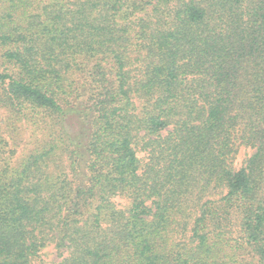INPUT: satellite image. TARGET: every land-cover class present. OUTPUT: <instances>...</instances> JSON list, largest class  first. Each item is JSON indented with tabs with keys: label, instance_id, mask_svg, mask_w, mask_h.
<instances>
[{
	"label": "trees",
	"instance_id": "trees-1",
	"mask_svg": "<svg viewBox=\"0 0 264 264\" xmlns=\"http://www.w3.org/2000/svg\"><path fill=\"white\" fill-rule=\"evenodd\" d=\"M0 106V264H264V0H0Z\"/></svg>",
	"mask_w": 264,
	"mask_h": 264
},
{
	"label": "rangeland",
	"instance_id": "rangeland-1",
	"mask_svg": "<svg viewBox=\"0 0 264 264\" xmlns=\"http://www.w3.org/2000/svg\"><path fill=\"white\" fill-rule=\"evenodd\" d=\"M0 114H2L1 117H3L5 120H9V116L10 114H8V112L6 111L5 108L0 106ZM7 123H9V121H7ZM7 123H4L3 126L7 127ZM10 124V123H9ZM23 126L21 127V129L23 130V132L21 133L22 139H28L31 142L35 141L36 138H41L42 134L41 131L35 126V125H29L26 124V122H23L22 124ZM251 151L249 149H245L243 148L241 150V152L238 155V159H237V165L240 166L242 161L244 160V158L250 153ZM141 156L143 155L142 153L140 154ZM122 203L125 204V200L121 201ZM41 253L43 254V258L47 261V262H52V261H58L60 259V257L58 256V253L54 247V245H49L48 247L44 248Z\"/></svg>",
	"mask_w": 264,
	"mask_h": 264
}]
</instances>
